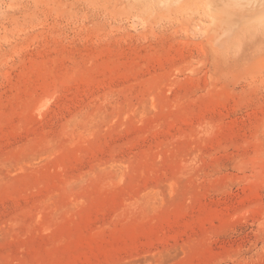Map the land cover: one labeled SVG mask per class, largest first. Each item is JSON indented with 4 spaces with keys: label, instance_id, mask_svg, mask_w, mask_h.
Here are the masks:
<instances>
[{
    "label": "rangeland",
    "instance_id": "rangeland-1",
    "mask_svg": "<svg viewBox=\"0 0 264 264\" xmlns=\"http://www.w3.org/2000/svg\"><path fill=\"white\" fill-rule=\"evenodd\" d=\"M106 1L0 0V264H264L263 12Z\"/></svg>",
    "mask_w": 264,
    "mask_h": 264
},
{
    "label": "bare ground",
    "instance_id": "bare-ground-1",
    "mask_svg": "<svg viewBox=\"0 0 264 264\" xmlns=\"http://www.w3.org/2000/svg\"><path fill=\"white\" fill-rule=\"evenodd\" d=\"M108 1H109V0H107L106 2L108 3ZM120 1H122V0H120ZM132 1H133V2H132V5L134 4V8H136L135 5H143V4H146L147 2L150 3V1H147V0H146V1H145V0H132ZM154 1H156V0H154ZM160 1H161V0H158L159 4L156 3V2H155V4H154V3L152 2V4H154V5L156 6V7L154 6L155 8H158L157 5L160 6V4H162V3H160ZM174 1H175V0H174ZM176 1H177V0H176ZM199 1H200V0H199ZM201 1H204V0H201ZM208 1H210V0H207V2H208ZM224 1H225V0H224ZM224 1L222 0L221 2H223V4H224ZM236 1H237V0H236ZM236 1H232V2H233V3H234V2L236 3ZM130 2H131V0H130ZM163 2L166 3L164 0H163ZM169 2H170V1H169ZM186 2H187V1H186ZM207 2H206L207 5H209V4L211 5L212 2H215V1L212 0V1H210L211 3H210V2L207 3ZM229 2H230V1H229ZM229 2H227V0H226V4H229ZM245 2L247 3V1H244V4H246ZM248 2L255 3L254 5H256V6H254V8H257V7H258V8H259V9L257 8L258 10L261 9L260 11L263 12L262 15H264V0H248ZM113 3H114V2H113ZM121 3H122V2H121ZM125 3L128 4L129 1H126ZM125 3H124V4H125ZM149 3L147 4L148 6H146V7L144 6V7H145V9L148 7L146 10L151 11L154 7H153L152 4L150 3V4H151V7H153V8L149 9ZM190 3H191V2H190ZM196 3H197V1H196ZM215 3H216V4H214V6L211 5L212 7L210 6V8H213V7H215L216 5L219 6V4H220V3H218L217 1H216ZM235 3L233 4V9H235V8H234ZM108 4H111V3H108ZM130 4H131V3H130ZM130 4H129V5H130ZM156 4H157V5H156ZM186 4H187V3H186ZM204 4H205V3H204ZM242 4H243V2L241 3V5H242ZM112 5H113V4H112ZM199 5H200V4H199ZM230 5H231V3H230ZM230 5H229V6H230ZM239 5H240L239 2L237 1L236 5H235L236 8H239V7H237V6H239ZM126 6L128 7V5H126ZM197 6H198V5H197ZM217 6L214 8V9H216V11H217ZM247 6H248V3H247ZM249 6H250V5H249ZM132 7H133V6H132ZM132 7H130V8H132ZM142 7H143V6H141V7H139V8H142ZM144 7H143V8H144ZM171 7H172V6H171ZM171 7H170V8H171ZM198 7H199V6H198ZM221 7H222V6H221ZM134 8H132V9H134ZM155 8H154V9H155ZM159 8H160V7H159ZM159 8H158V10H160ZM161 8H162V7H161ZM223 8H224V7H223ZM230 8H231V6H230ZM136 9H138V7H137ZM145 9H144V10H145ZM171 9H172V8H171ZM206 9H207V8H206ZM214 9H213V10H214ZM226 9L228 10V8H226ZM233 9H232V10H233ZM241 9H242V8H240L239 13L241 12ZM243 9H244V8H243ZM243 9H242V10H243ZM235 10H236V9H235ZM247 10L249 11V8H248ZM130 11H131V10H130ZM162 11H163V9H161L160 12L162 13ZM214 11H215V10H214ZM220 11H221V10H220ZM250 11H251V9H250ZM255 11H257V10L255 9ZM160 12H159V13H160ZM223 12H224V9H223ZM223 12H222V13H223ZM261 12H260V13H261ZM130 13H131V12H130ZM155 13H156V12H155ZM203 13H205V11H204ZM206 13H207V11H206ZM217 13H220V12H217ZM234 13H235V12H234ZM242 13H243V12H242ZM245 13H246V12H245ZM252 13H253V12H252ZM132 14H134V13H132ZM214 14H215V13H214ZM223 14L225 15V13H223ZM226 14H227V13H226ZM228 14H229V13H228ZM156 15H157V14H156ZM200 15H201V14H200ZM204 15H205V14H204ZM206 15H207V14H206ZM209 15H210V14H209ZM221 15H222V14H221ZM224 15H223V16H224ZM197 16H198V15H197ZM251 16H252V14H251ZM251 16H250V18L252 19L253 17H251ZM207 17H208V16H207ZM214 17H215V16H213V19L215 20L214 22H216V19H218V18H214ZM220 17H221V16H220ZM226 17H227V15H226ZM229 17H230V16H228L226 19H228ZM236 18H237V17H236ZM242 18H243V17H242ZM255 18H256V17H255ZM257 18H259V17H257ZM192 19H193V18H192ZM192 19H191V20H192ZM209 19H210V18H209ZM223 19H224V18H223ZM253 19H254V18H253ZM255 20H257V19H255ZM261 20L264 22V17H261ZM203 21H204V19H203ZM212 21H213V20H212ZM217 21H218V20H217ZM237 21H238V20H237ZM243 21H244V20H243ZM243 21H241V22H243ZM245 21H246V20H245ZM248 21L251 22V24L253 23V20L250 21L249 18H248ZM262 21H261V22H262ZM192 22H193V23H196V21L194 22V19H193ZM214 22H213V24H214ZM231 22H233V21H231ZM239 22H240V21H239ZM255 22H256L257 25H254V27H255V26H259V25H258V24H259L258 22H260V19H258V21H255ZM255 22H254V23H255ZM261 22H260V23H261ZM198 23H199V22H198ZM198 23H197V25H198ZM235 23H236V22H235ZM244 23H245V25H246V24H250V23H248V22H243L242 24H244ZM206 24H207V23H206ZM229 24H230V23H229ZM229 24H228V25H229ZM231 24H233V23H231ZM263 24H264V23H263ZM223 25H224V24H223ZM240 25H241V24H240ZM245 25H242V26H245ZM252 25H253V24H252ZM193 26H194V25H193ZM198 26H199V25H198ZM229 26H230V25H229ZM229 26H228V27H229ZM232 26H234V25H232ZM242 26H241V27L238 26L239 29H240V28L242 29ZM249 26H250V25H249ZM260 26H261V25H260ZM199 27H200V26H199ZM222 27H224V26H222ZM229 28H230V27H229ZM243 28H245V27H243ZM246 28H247V27H246ZM236 29H237V28H236ZM249 29H250V28H249ZM254 29H255V28H254ZM254 29H253V30H254ZM204 30H205V29H204ZM224 30H225V29H224ZM237 30H238V29H237ZM245 30H246V29H245ZM260 30H261V29H260ZM262 30H263V27H262ZM262 30H261V31H262ZM238 31H239V30H238ZM250 31H251V29H250ZM262 32H263V31H262ZM205 33H206V31H205ZM224 33H225V32H224ZM235 33H236V32H235ZM246 33H247V32H246ZM206 34H208V33H206ZM206 34H205V35H206ZM230 34H231V33H230ZM214 35H215V34H214ZM224 35H225V34H224ZM235 35H236V34H235ZM209 37H210V36H208V38H209ZM220 37H221V36H220ZM226 37H227V36H226ZM229 37H230V36H229ZM229 37H228V38H229ZM231 37H232V36H231ZM221 38H223V35H222ZM228 38H227V39H228ZM206 39H207V37H206ZM213 39H214V38H213ZM224 39H225V38H224ZM229 40H231V39H229ZM207 41H208V40H207ZM226 41H227V40H226ZM228 42H229V41H228Z\"/></svg>",
    "mask_w": 264,
    "mask_h": 264
}]
</instances>
